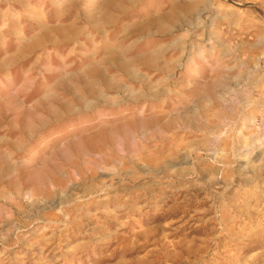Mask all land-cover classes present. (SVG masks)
<instances>
[{
	"label": "rangeland",
	"instance_id": "374dc122",
	"mask_svg": "<svg viewBox=\"0 0 264 264\" xmlns=\"http://www.w3.org/2000/svg\"><path fill=\"white\" fill-rule=\"evenodd\" d=\"M0 264H264V0H0Z\"/></svg>",
	"mask_w": 264,
	"mask_h": 264
},
{
	"label": "bare ground",
	"instance_id": "6f19581e",
	"mask_svg": "<svg viewBox=\"0 0 264 264\" xmlns=\"http://www.w3.org/2000/svg\"><path fill=\"white\" fill-rule=\"evenodd\" d=\"M177 8H178L177 4H172L171 10L168 13H165V15H166L165 17H162L161 20L157 19L156 17L153 19L151 18L149 20H146L147 23H145L141 29L144 31H150L153 27H155L157 31H161V32L169 30V28H170L169 22H170L171 18L175 15V11L177 10ZM106 20H107V18H106ZM157 58H158L157 53L156 54L151 53L147 56L142 57L139 60H145V61H148L150 63L156 64V63H158ZM135 62H137V61H135ZM135 62L131 61V60L130 61L129 60L122 61L119 64V67L126 73L134 72L133 71V65ZM242 78L243 77H241L240 79L242 80ZM236 85H238V82L230 83L224 77L217 76L215 79H213V81L207 83L204 86V90H203V92L200 93L196 103L193 106L187 108L185 111H183V113L176 115V116H169L167 119H165L166 115L163 113H161L157 116L154 115L155 117H152L150 120L142 122L141 128L142 129H151L153 134L156 136L157 135L161 136L162 134L166 133L171 127H173L174 125H177V123L183 124V125H188V126L198 125L201 128H205L204 118L207 119L208 121H210V118L206 117V110L209 107L217 106L219 109H223L225 111L226 109L223 107H220V106L223 105V101H225L228 98V96L230 94H232V92L236 89L235 88ZM157 91L160 92V89L154 88V87L149 89V92H151V93L152 92L155 93ZM237 96H238V99H240L242 101V98H243L242 92L239 91L237 93ZM85 101L86 100H83L81 103L83 104V106H88V102H85ZM204 101H207V103H205L206 105H201L202 102L204 103ZM70 107H71L70 105H66V108L70 109ZM214 114H216V113H214ZM219 118H221V117H219ZM138 129H140V128H138ZM132 133H133V131H132ZM97 137H98L97 142L99 141V143H103V142H105L107 136H106V134L100 133V134H98ZM85 140L92 142V138H87ZM162 159L167 160L168 158H167V156H164Z\"/></svg>",
	"mask_w": 264,
	"mask_h": 264
}]
</instances>
